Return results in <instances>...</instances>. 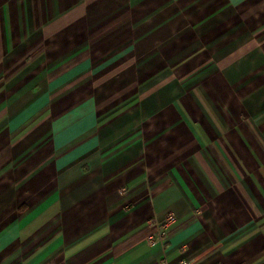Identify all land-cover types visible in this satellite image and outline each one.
<instances>
[{
	"label": "crops",
	"instance_id": "crops-1",
	"mask_svg": "<svg viewBox=\"0 0 264 264\" xmlns=\"http://www.w3.org/2000/svg\"><path fill=\"white\" fill-rule=\"evenodd\" d=\"M182 259L264 264V0H0V264Z\"/></svg>",
	"mask_w": 264,
	"mask_h": 264
},
{
	"label": "built area",
	"instance_id": "built-area-1",
	"mask_svg": "<svg viewBox=\"0 0 264 264\" xmlns=\"http://www.w3.org/2000/svg\"><path fill=\"white\" fill-rule=\"evenodd\" d=\"M174 221H175L174 214L173 213H168L166 218H165V220H164V222H163V224H162V230L160 232V238H163L165 236L168 228L170 227V225L172 223H174ZM149 239L152 240L153 237L152 238L150 237ZM178 264H188V263L186 262V260L182 259V260H180L178 262ZM216 264H220V263H216Z\"/></svg>",
	"mask_w": 264,
	"mask_h": 264
}]
</instances>
